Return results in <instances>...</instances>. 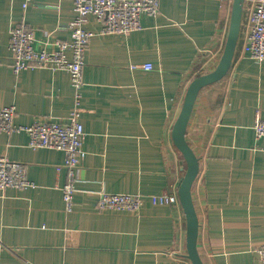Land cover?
<instances>
[{
    "label": "crops",
    "instance_id": "1",
    "mask_svg": "<svg viewBox=\"0 0 264 264\" xmlns=\"http://www.w3.org/2000/svg\"><path fill=\"white\" fill-rule=\"evenodd\" d=\"M233 0H160L141 28L93 36L81 97L85 157L72 211L60 187L63 153L32 149L25 132H0V156L26 165L35 185L0 192V264H192L182 206L149 195L177 190L186 162L172 139L190 82L213 71L229 32ZM74 0H0V109L15 123L65 121L74 108L69 74L49 68L15 73L11 29L25 22L35 47L69 39ZM244 15L232 66L196 99L186 140L200 161L192 187L204 264H261L264 244V61L249 58ZM87 27L100 24L89 18ZM152 64L146 70L143 64ZM101 192L140 194L138 213L98 208ZM178 192V191H177Z\"/></svg>",
    "mask_w": 264,
    "mask_h": 264
},
{
    "label": "built area",
    "instance_id": "2",
    "mask_svg": "<svg viewBox=\"0 0 264 264\" xmlns=\"http://www.w3.org/2000/svg\"><path fill=\"white\" fill-rule=\"evenodd\" d=\"M31 0H23L27 7ZM75 18L69 23V39L54 38L36 48L35 30L25 22L14 26L10 32L9 50L12 54V69L19 73L26 69L49 68L63 70L69 74L74 89V108L65 121L36 120L30 125L15 123L16 107L0 109V132L11 134L25 132L32 149H54L63 153L58 172L65 170L66 181L60 187L62 199L68 212L74 206L76 176L86 152L83 148L85 130L81 122V97L84 87L83 72L86 64V51L90 39L97 34H120L139 30L143 15L156 16L160 11V0H74ZM245 41L249 58L256 62L264 61V0H245L243 5ZM89 18H94L100 27L93 30L87 27ZM146 70L152 64H143ZM258 138H264V119L254 124ZM35 184L27 177L26 165L0 156V192L7 189H25ZM178 189L165 191L159 195H149L147 199L154 205H178ZM145 196L140 194L101 192L98 208L138 213ZM255 252L259 262L264 264V244Z\"/></svg>",
    "mask_w": 264,
    "mask_h": 264
},
{
    "label": "water",
    "instance_id": "3",
    "mask_svg": "<svg viewBox=\"0 0 264 264\" xmlns=\"http://www.w3.org/2000/svg\"><path fill=\"white\" fill-rule=\"evenodd\" d=\"M244 1L233 0L229 32L220 60L213 71L200 74L190 82L172 128L174 144L186 162L184 175L178 186V196L186 218V251L192 264H204L198 251L200 224L192 196V187L200 170V161L186 140V131L199 92L206 86L222 80L230 71L240 37Z\"/></svg>",
    "mask_w": 264,
    "mask_h": 264
}]
</instances>
